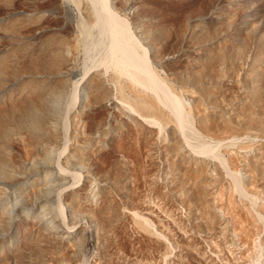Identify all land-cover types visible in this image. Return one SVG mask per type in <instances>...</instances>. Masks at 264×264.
I'll return each instance as SVG.
<instances>
[{
  "label": "rangeland",
  "instance_id": "obj_1",
  "mask_svg": "<svg viewBox=\"0 0 264 264\" xmlns=\"http://www.w3.org/2000/svg\"><path fill=\"white\" fill-rule=\"evenodd\" d=\"M79 1L77 16L72 0H0V264H264V0H111L184 102L190 144L215 153L122 122ZM94 77L108 93L95 103ZM58 161L84 178L56 190ZM115 178L139 188L129 199ZM72 188L90 198L80 208ZM141 214L164 249L117 240L124 218L140 234Z\"/></svg>",
  "mask_w": 264,
  "mask_h": 264
},
{
  "label": "bare ground",
  "instance_id": "obj_2",
  "mask_svg": "<svg viewBox=\"0 0 264 264\" xmlns=\"http://www.w3.org/2000/svg\"><path fill=\"white\" fill-rule=\"evenodd\" d=\"M72 1L77 8V16L82 15L80 1ZM89 2L92 5V8H90L91 15L95 16V20H93L94 28L98 29L100 35L103 36L101 45L106 51V55L98 68L103 67L101 72L105 77L114 78L115 88H112V94L114 95L115 91H117L116 98L120 100L122 110L129 113L126 117L127 119L122 120V122L124 121L129 128L139 133H145V124L151 126L155 130L150 131L149 135L155 136H157L158 132L162 134L171 127L173 130H177L183 136L186 144L194 150H207L210 153H215L220 143H217L214 147L204 145L192 146L190 144L186 134L188 120L185 114L186 107L184 102L179 97V94L175 93L176 91L172 89L174 87L171 82L169 83L168 76L162 74L161 65L156 64L148 40L142 39L135 33L132 26L134 24L132 22L133 19L126 12L123 15L122 12L118 11L115 5L111 3V0H89ZM91 71L92 67L91 69H86L82 78L76 82V89L73 95L74 103L81 98L80 87L88 80ZM89 80L87 99L90 102L95 103L96 100H101L108 95L103 90V83L98 81V77L90 78ZM92 95H94V98H92ZM149 152L144 155V159L149 157L147 155ZM135 155L138 154L136 153ZM151 159L149 158V161ZM68 163L63 164L60 161L57 162L60 171L65 173L66 177H61V175L58 177L59 181L56 190H60L72 178L79 181L84 178L83 174H78L75 177L72 171L66 168ZM115 179L117 182L113 186L116 191L129 199L139 188L135 183L118 180V178ZM76 185H78L77 182L74 184V187ZM83 190L84 188L81 190L72 188L68 191V198L66 199L70 201L72 208H80L81 203L84 204L85 201L88 202L90 199L89 197H82L81 193ZM98 191L99 195L101 194L104 197H109L111 194L110 190L102 188L101 186H99ZM62 195L63 192H60L59 198ZM91 196H93V193ZM94 196H98V192ZM138 206L152 214L155 213L151 205L145 206L143 203H140ZM63 207L62 210H64ZM81 210L85 211V207H82ZM140 217L142 221L135 224L141 230L140 234H134L130 218H124L116 231L118 236L117 240L129 243L128 245L132 246L142 244L151 248L164 249V246L156 242L154 237L146 229L149 218L142 214Z\"/></svg>",
  "mask_w": 264,
  "mask_h": 264
}]
</instances>
